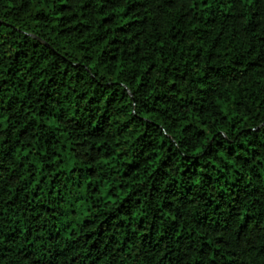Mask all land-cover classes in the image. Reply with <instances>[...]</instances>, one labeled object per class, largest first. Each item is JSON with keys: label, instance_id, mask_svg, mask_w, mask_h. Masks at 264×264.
Segmentation results:
<instances>
[{"label": "trees", "instance_id": "16d2710c", "mask_svg": "<svg viewBox=\"0 0 264 264\" xmlns=\"http://www.w3.org/2000/svg\"><path fill=\"white\" fill-rule=\"evenodd\" d=\"M0 264H264V0H0Z\"/></svg>", "mask_w": 264, "mask_h": 264}]
</instances>
